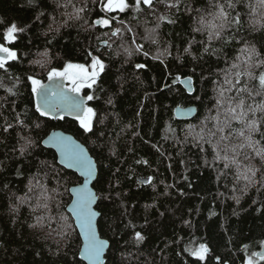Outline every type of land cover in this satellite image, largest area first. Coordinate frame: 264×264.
I'll return each instance as SVG.
<instances>
[{"label":"trees","instance_id":"trees-1","mask_svg":"<svg viewBox=\"0 0 264 264\" xmlns=\"http://www.w3.org/2000/svg\"><path fill=\"white\" fill-rule=\"evenodd\" d=\"M82 2L69 0L67 9H57V21L63 19L61 13L65 10L73 11V3L79 7ZM60 3L64 4L65 0H60ZM207 5L208 0H194L195 7ZM54 7L53 0H34L32 4L28 0H0V20L6 23L15 21L21 27L30 26L20 34L16 45L21 62L15 63L10 70L14 77H20L16 85L18 94L8 96V102L0 109V263L64 264L73 259L72 253L78 243L75 236L68 247L52 229L55 227L59 231L55 221L61 214L71 217L66 210L70 197L64 188L80 181V177L72 170H65L68 175L64 180L68 182L65 184L61 180L62 186L57 188L56 176L40 166V161L53 162L55 152L52 149L40 143L25 155L20 154L24 143L20 137L31 136L40 141L50 130L60 128L86 145L94 157L100 179L95 188L97 194H101L102 188L103 195H107L111 185V199L98 201L96 205L101 214L97 222L98 231L102 238L109 240L105 264H187L191 258L183 253L177 255V252L185 245L196 246L200 242L209 244L212 250L209 264H215L217 255L229 264H242L246 254L241 251V246L249 244V253L257 251L258 240L264 238V215L256 211L259 202L264 201V190L257 193L255 188H251L246 195L239 191L233 193L232 172L218 178L217 170L204 165L205 159L209 163L212 161L210 148L207 153H201L191 146L189 140L181 152L175 138L183 140L187 125H198L208 115V109L214 103L213 81L222 78L220 70L227 67L225 61L232 62L239 53L240 40H246L264 52V30H252L247 23L249 16L244 15L243 31L237 35L236 41L223 46L219 59L208 54L200 58L201 42L206 41V35L192 31L196 25L188 15L178 14L179 19L175 23L161 22L157 29L158 43L153 44L151 39H145L146 29L154 27L157 21L147 17L148 23L145 24L144 16L133 20L134 14L129 13L123 19L132 24L138 34L136 43L142 44L149 55L134 54L125 63L126 54L120 45L129 46L132 40L130 33L125 34L123 41L116 40L111 50L100 49L108 65L105 79L109 82L104 84L103 92H96L100 99L92 102L99 109L103 124L97 121L95 135H88L79 129L74 118L42 121L40 129L32 123L35 120L32 115L34 100L30 95V85L25 86L26 77L37 75L42 81L47 77L46 72L29 61L44 59L39 53L47 49L52 65L62 66L69 61L90 62L87 53L96 52L97 36L105 31L86 32L81 27L82 22H70L71 26L62 28L59 34L49 32L45 35ZM88 7L98 13V8H93L90 0ZM41 11L46 15L36 20ZM243 11L246 13L247 9ZM4 26L0 25V28ZM190 43L191 55H187L183 49ZM214 46L222 47L219 42H214ZM165 48L171 54L161 56L164 63L153 59ZM137 63L146 64L147 68L138 70L135 68ZM187 75H193L197 89L194 95L201 96V100H193L181 85L172 81L176 76ZM12 82L6 77L3 79L5 87H10ZM89 91L85 89L83 93ZM5 96V88L0 87V97ZM109 98L111 104L107 103ZM189 104L196 106V114L189 119L176 118L174 108ZM24 112H28L30 117L25 121L26 128L16 125L14 120L16 113ZM5 118L14 124L8 132L3 131ZM165 136L169 138L165 139ZM153 145L160 147L164 155ZM138 159L148 160L150 166L136 164ZM181 160L185 164H181ZM169 164L172 165L171 170ZM56 167L63 169L58 163ZM217 169H222V164L217 165ZM45 172L49 174L45 176ZM186 175L188 180L183 179ZM149 176L153 177L151 184L137 183L138 179ZM37 180L49 190L57 188L62 193L55 200L48 201L49 209L37 207L38 203H44L42 198L37 199L42 191ZM241 186L237 185L238 188ZM234 195L240 197L239 204L232 198ZM253 200L257 204H253ZM57 201L64 207L58 208ZM213 212L215 215H211ZM50 216L54 220L51 226ZM37 217H41L39 222ZM130 220L135 229L129 225ZM185 221L191 224L186 225ZM134 231H141L145 241L135 243ZM177 240L179 245L175 243Z\"/></svg>","mask_w":264,"mask_h":264},{"label":"snow or ice","instance_id":"snow-or-ice-1","mask_svg":"<svg viewBox=\"0 0 264 264\" xmlns=\"http://www.w3.org/2000/svg\"><path fill=\"white\" fill-rule=\"evenodd\" d=\"M34 0H28L32 4ZM69 0L64 4L60 0H53L55 7L52 9L48 32L59 34L62 28L70 27V22H82L81 27L86 32H92L99 29L105 31L101 36H97L98 47L96 52L89 51L87 57L90 62L85 63L64 62L61 65H52L48 51L45 49L39 53L44 59L30 60L29 63L38 66L46 72L47 81L45 84L42 78L37 75H28L26 85H30V95L34 100L32 113L35 120L32 121L36 129L41 128V122L49 119L63 120L65 114L73 116L77 121L79 129L84 134L95 135L96 122L103 124V119L99 116V109L92 104L93 101L100 99L96 95L97 91H104V84L109 81L105 79L108 75V65L103 59L101 48L112 49L116 40H124L125 34H132V40L129 46L121 43L120 48L126 54L125 63L134 54L149 55L144 51L142 44L136 43V36L133 26L130 22L123 19L129 13H133V20H138L142 15L145 17V24L148 23L147 17H153L157 23L151 29H146L145 39H151L153 44H157V29L160 23L167 21L175 23L179 15H188L195 27L193 32L206 35V41L201 42L203 49L201 57L205 54L217 56L222 52L223 46H227L230 41H236L237 35L245 27L244 15L249 16L248 26L254 31L264 30V0H208L207 7H195L194 0H90L93 8H98V13L88 7L89 0H83L81 6L72 4L73 11L65 10L61 13L63 19L57 21L55 12L59 8L68 7ZM37 7L40 5L37 4ZM247 9L245 13L243 10ZM41 11L36 16V20L45 16ZM259 17V19H257ZM0 87L5 88L7 96L0 97V109L3 104L8 102V96H16L18 90L16 85L20 82V77L11 74V68L15 63L21 62V54L16 47L20 40V34L24 33L30 26H19L15 21L6 23L0 20ZM53 25H56L53 27ZM106 37V38H104ZM214 42H219L221 48L214 46ZM242 45L239 53L232 62L225 63L227 67L220 70L222 78L213 81L214 84V103L208 109L206 115L198 125H187L186 134L183 140L175 138V143L181 146V152L184 146L191 140V146L198 149L201 153H207L208 148L212 152V161L209 163L204 160V165L217 170L219 177L226 176L228 172L233 173L234 186L232 192L239 191L241 195H246L248 190L255 188L257 193L264 190V52H261L255 45L246 40H240ZM134 46V47H133ZM191 43L185 47L183 52L191 55ZM99 53V54H96ZM120 55V52L116 53ZM167 48L162 53L153 56V59L164 63L161 56L170 55ZM27 55V53H25ZM178 61L180 57L176 58ZM197 59V57H193ZM136 69H146L147 65L142 63L135 64ZM194 71V70H193ZM12 80L10 87H5L3 79ZM180 80V76L175 77ZM187 85L189 96L193 100H201L202 97L194 95L197 89L193 82V75H187L184 78ZM203 79V77H202ZM85 89L90 90L87 94L81 95ZM14 104L15 102L12 101ZM107 103L111 104V98ZM15 111V109H13ZM192 111L191 108L188 109ZM2 114V113H0ZM28 112L16 113L14 116L15 124L20 127H28L25 123L28 120ZM14 124L7 118L4 120L3 131L8 132ZM198 129V130H197ZM170 131H175L170 129ZM165 139L169 137L165 136ZM24 143L21 145L20 154L23 156L31 148L38 147L40 143L50 145L56 150L53 156V162L40 161V166L48 169L56 176L57 188L61 187V180L68 175L65 170H75L82 177V181L74 182L71 187H65L64 192L69 194L70 204L66 205L71 211V217L60 215L55 223L59 227L53 228V232L66 242V246H71V241L75 236L77 243L76 251L72 253L73 259L65 261L64 264H105V253L109 250V240L102 238L98 231L97 217L101 214L95 210L94 205L98 201L111 199V185L107 195H103L104 189H100L98 195L94 190L96 185L100 184L97 176V164L87 153L85 148L76 143L72 137L65 136L62 133L53 132L47 136V139L40 141L34 140L31 136L20 137ZM154 148L163 156L164 153L160 147L153 145ZM179 154V153H178ZM58 157V160H57ZM63 165L62 170H58L56 165ZM136 164L149 165V161L136 160ZM185 164L184 160L180 161ZM222 164V169H217V165ZM171 170L172 165L169 164ZM49 173L45 172V176ZM183 179L188 180L186 175ZM152 176L146 180H137V183L151 184ZM95 181V184L92 182ZM67 180L64 183L67 184ZM41 188V196L44 203L37 204V207L49 209L48 201L55 200L62 193L53 188L49 190L45 185L36 181ZM92 184V187H90ZM237 187V185H241ZM192 187L191 184L188 185ZM167 187H173L168 185ZM31 190V189H30ZM54 194V195H53ZM167 194V193H165ZM184 193L181 192V195ZM119 195V194H118ZM236 203L239 204L240 197L233 196ZM253 204H257L253 200ZM57 207H64L57 201ZM257 212L264 215V201L259 202ZM215 215V213H211ZM38 222L41 217H37ZM49 226L54 222L53 217H49ZM70 221H74V224ZM190 225V221L184 222ZM129 225L135 229L131 220ZM29 227H36L30 225ZM127 227V225H126ZM78 229V232L76 231ZM52 233L50 232L49 235ZM145 235L141 231H134L133 240L140 244L145 241ZM177 245L180 241H175ZM260 251L249 253V244H243L241 251L246 255L242 258V264H260L264 261V238L258 240ZM186 254L191 260L187 264H209L212 259V250L209 244L200 242L196 246L185 245L177 255ZM215 264H229L223 257L215 256Z\"/></svg>","mask_w":264,"mask_h":264},{"label":"water","instance_id":"water-1","mask_svg":"<svg viewBox=\"0 0 264 264\" xmlns=\"http://www.w3.org/2000/svg\"><path fill=\"white\" fill-rule=\"evenodd\" d=\"M185 77V76H184ZM184 77H181V79L180 80H176L175 78L172 80L174 83H178L179 85H181L182 87H183V89L188 93V91H187V85L184 83ZM43 83H45V84H47V83H49L47 80H45V81H43ZM81 95H84V94H82L81 93ZM189 108H191L192 109V111L191 112H189L188 111V109ZM196 111H197V108H196V106L194 105V104H189V105H177L175 108H174V115H175V117L176 118H178V119H189V118H192L195 114H196ZM65 117H73V116H70V115H67V114H65ZM53 132H57V133H62L63 135H65V136H70V137H72V139L76 142V143H79V144H81L84 148H85V150L87 151V153L89 154V156H91L92 157V159L95 161V159H94V157L90 154V152H89V150H88V148L86 147V145H84L80 140H78L76 137H74V135H72L71 133H68V132H66V131H64V130H62V129H60V128H54V129H52V130H50V132L44 137V139H47V136L48 135H50L51 133H53ZM42 145L44 146V147H46V148H50V149H52L54 152H55V154H56V150L54 149V148H52L50 145H45V144H43L42 143ZM57 160H58V157H57ZM96 162V161H95ZM97 164V163H96ZM61 166H63V165H61ZM72 171H74L75 172V170H72ZM97 172H98V169H97ZM76 173V172H75ZM77 175L79 176V173H77ZM80 177V176H79ZM80 181H82V177H80ZM147 178H143V179H141L140 178V180H146ZM92 184H94V181L92 182ZM92 184H90V187H92ZM94 190H95V188H94ZM96 191V190H95ZM70 202L71 201H69V203L68 204H70ZM94 208H95V210L96 211H98L97 210V208H96V205H94ZM66 210L68 211V213L71 215V211H70V209L69 208H67L66 207ZM99 212V211H98ZM100 213V212H99ZM98 218H99V216L97 217V222H98ZM74 222V221H73ZM77 231H78V229H77ZM261 249H259L258 251H260ZM107 251V250H106ZM106 254V253H105ZM0 264H6V263H0Z\"/></svg>","mask_w":264,"mask_h":264},{"label":"bare ground","instance_id":"bare-ground-1","mask_svg":"<svg viewBox=\"0 0 264 264\" xmlns=\"http://www.w3.org/2000/svg\"><path fill=\"white\" fill-rule=\"evenodd\" d=\"M85 95V94H84ZM67 118H74V117H67ZM260 249V248H259ZM258 251V250H257Z\"/></svg>","mask_w":264,"mask_h":264},{"label":"rangeland","instance_id":"rangeland-1","mask_svg":"<svg viewBox=\"0 0 264 264\" xmlns=\"http://www.w3.org/2000/svg\"><path fill=\"white\" fill-rule=\"evenodd\" d=\"M43 82V81H42ZM83 93V92H82Z\"/></svg>","mask_w":264,"mask_h":264}]
</instances>
